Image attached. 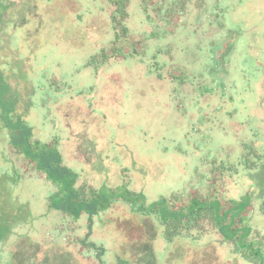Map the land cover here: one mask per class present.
<instances>
[{
	"label": "rangeland",
	"instance_id": "1",
	"mask_svg": "<svg viewBox=\"0 0 264 264\" xmlns=\"http://www.w3.org/2000/svg\"><path fill=\"white\" fill-rule=\"evenodd\" d=\"M261 14L264 0H0V72L12 88V116L33 139H57L77 184L125 182L148 204L205 190L215 160L237 154L240 121L259 95ZM3 121L0 212L29 211L32 224L17 228L28 239L0 249V264H9V251L12 264H115L120 246L128 264H187L191 256L203 264L196 252L185 262L170 252L166 262L167 249L189 242H159L125 202L94 218L87 242L105 249L98 261L79 243L86 217L46 210L55 188L16 156ZM205 240L217 246L215 233L196 245ZM230 250L214 247L207 264L234 260Z\"/></svg>",
	"mask_w": 264,
	"mask_h": 264
},
{
	"label": "trees",
	"instance_id": "2",
	"mask_svg": "<svg viewBox=\"0 0 264 264\" xmlns=\"http://www.w3.org/2000/svg\"><path fill=\"white\" fill-rule=\"evenodd\" d=\"M251 14V21H253ZM257 20V18L255 19ZM264 17L256 24L264 25ZM256 26V25H255ZM262 27V26H261ZM260 58L254 60V67H259L261 78L258 82V97L251 113L240 121L242 136L237 140V154H231L232 160L216 161L206 175L207 186L203 190L194 186L186 194H172L148 204L141 192L128 188L125 182L117 186L102 185L94 187L87 181L77 184L79 174L66 163L57 146V139L40 141L33 139L30 127L12 116L15 105L12 98V88L9 79L0 72V118L8 128L9 144L15 149L16 156L23 157L26 164L55 188L46 197L47 211L62 212L72 220L86 216L87 231L79 240L82 248L90 247L95 250L98 261L104 254L103 247L96 246L87 239L92 232L94 218L106 210H112L118 202L128 203L131 213L147 220L154 226L156 233L162 227V235L166 240L184 239L197 243L204 236L216 234L218 241L214 246L206 240L207 249L187 248L185 244H174L171 250L175 259L184 260L186 254L192 252L203 254V264H207V253L227 244L234 254L233 259H226L225 264H264V32L261 31ZM16 176L21 177L19 173ZM16 186V185H15ZM21 208V207H20ZM22 210V209H20ZM0 217V249L9 247L18 239L26 237V232L17 231L20 226H31L28 213ZM1 216V215H0ZM10 216V217H9ZM100 218V217H99ZM8 220H10L8 224ZM33 221V220H32ZM103 222V221H101ZM17 226V227H16ZM133 226V227H132ZM14 227H16L15 230ZM131 229L136 230L135 223ZM155 237L152 234L151 240ZM189 246V245H188ZM199 246V245H198ZM14 252L9 251L13 262ZM124 249L118 247L115 264H128ZM192 257V256H191ZM187 264H195L192 259ZM241 258L243 262H239ZM238 260V261H237ZM199 261V262H201Z\"/></svg>",
	"mask_w": 264,
	"mask_h": 264
},
{
	"label": "crops",
	"instance_id": "3",
	"mask_svg": "<svg viewBox=\"0 0 264 264\" xmlns=\"http://www.w3.org/2000/svg\"><path fill=\"white\" fill-rule=\"evenodd\" d=\"M64 163H66L65 160H64ZM67 165H68V164H67ZM69 165H70V164H69ZM46 210H47V209H46ZM49 211H56V210H49ZM61 213H62V212H61ZM62 214H63V213H62ZM63 215H64V214H63ZM65 217H66V219L69 218L68 216H65ZM83 217H86V216H85V215H82L79 219H81V218H83ZM33 221H34V220H33ZM158 233L161 235V236L159 237V239H160L161 237H163V235H162L163 232H162V227H161V226L159 227V232H158ZM163 238H164V237H163ZM204 238H206V236H204L202 239H204ZM165 240H166V239H165ZM166 241L171 242V241H169V240H166ZM159 242H162V243L164 244V241H163L162 239H160ZM173 242H174V241H173ZM205 243H206V240L204 241L203 245H199V246L196 245V242H195V244L190 243V244H188L189 246L187 245V248H188V250H189V249H192V251L194 250V247H196V246H197V247L204 248V249H207L208 246H206ZM163 249H164V248H163ZM170 250H171V249H170ZM170 250L167 249V253H166L167 255H166L165 258H164L166 262H167V261H170V262L173 261V258L170 259V257L168 256V254H170V252H171ZM189 251H190V250H189ZM164 252H166V251L164 250ZM178 260H180V259H178ZM184 262H185V258H184ZM172 263H173V262H172ZM172 263H171V264H172ZM158 264H159V263H158Z\"/></svg>",
	"mask_w": 264,
	"mask_h": 264
}]
</instances>
